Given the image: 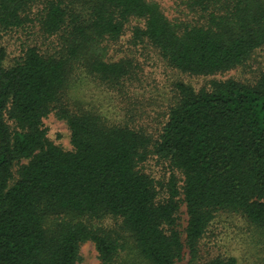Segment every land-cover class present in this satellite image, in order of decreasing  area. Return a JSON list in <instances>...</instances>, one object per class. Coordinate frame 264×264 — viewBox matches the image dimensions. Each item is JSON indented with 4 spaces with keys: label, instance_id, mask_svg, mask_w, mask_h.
<instances>
[{
    "label": "trees",
    "instance_id": "trees-1",
    "mask_svg": "<svg viewBox=\"0 0 264 264\" xmlns=\"http://www.w3.org/2000/svg\"><path fill=\"white\" fill-rule=\"evenodd\" d=\"M182 2L185 22L152 0H0V32L25 29L38 8L42 34L59 40L47 51L27 46L8 67L0 47V264H78L86 242L100 264H116L129 244L149 264H201L198 245L217 211L264 229V73L253 85L213 81L198 92L177 83L179 99L155 143L69 99L80 72L123 90L133 63L106 60L102 44L132 20L143 23L131 28L134 43L192 75L234 69L264 46V0ZM51 113L66 123L71 150L46 138ZM152 148L183 176L181 191L171 180L162 200L139 169ZM107 217L120 220L125 238L96 227Z\"/></svg>",
    "mask_w": 264,
    "mask_h": 264
},
{
    "label": "rangeland",
    "instance_id": "rangeland-1",
    "mask_svg": "<svg viewBox=\"0 0 264 264\" xmlns=\"http://www.w3.org/2000/svg\"><path fill=\"white\" fill-rule=\"evenodd\" d=\"M159 4L164 15L176 22L190 20L191 15L182 0H152ZM25 29H14L0 32V47L6 52L5 66H10L27 47H38L47 51L58 47V37H48L39 29L38 8L34 9ZM142 26V21L132 20L124 33L116 41H106V60L116 61L128 59L133 63L131 79L118 93L109 87L98 84L91 76L80 72L70 83L68 96L72 103L81 108L97 111L110 122L129 124L135 130L148 135L155 143L167 121L169 109L178 101L179 93L176 84L182 83L195 92L210 89L213 81L235 80L253 85L264 73V46L256 49L239 66L234 69L213 75H192L182 73L168 65L158 51L147 42L134 43L131 28ZM46 138L65 151L71 150L70 131L66 123L55 117L54 113L43 119ZM155 149V148H154ZM139 165V169L154 182L158 199L168 195V185L172 180L178 192L183 184L182 174L174 169L170 161L154 152ZM26 161H21V164ZM12 169L16 178L17 168ZM15 180V179H14ZM179 198H182L179 195ZM178 229L183 233L187 216L185 205L181 203L178 213ZM96 227L113 231L125 238L120 228V220L107 217L94 223ZM199 261L204 263L210 259L233 257L238 264H264V229L251 225L247 219L237 212L217 211L203 238L199 242ZM81 261L78 264H100L97 252L91 242L80 247ZM185 261L188 255L185 252ZM116 264H149L135 253L131 245L120 254Z\"/></svg>",
    "mask_w": 264,
    "mask_h": 264
}]
</instances>
